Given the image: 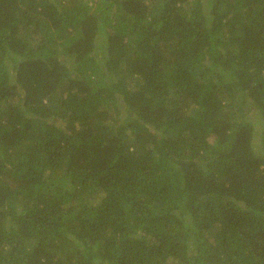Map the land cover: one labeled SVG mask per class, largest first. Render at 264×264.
I'll list each match as a JSON object with an SVG mask.
<instances>
[{"label": "trees", "instance_id": "obj_1", "mask_svg": "<svg viewBox=\"0 0 264 264\" xmlns=\"http://www.w3.org/2000/svg\"><path fill=\"white\" fill-rule=\"evenodd\" d=\"M0 264H264V0H0Z\"/></svg>", "mask_w": 264, "mask_h": 264}, {"label": "rangeland", "instance_id": "obj_2", "mask_svg": "<svg viewBox=\"0 0 264 264\" xmlns=\"http://www.w3.org/2000/svg\"><path fill=\"white\" fill-rule=\"evenodd\" d=\"M250 116L255 120V122H257L256 121V116L252 113V114H250Z\"/></svg>", "mask_w": 264, "mask_h": 264}]
</instances>
